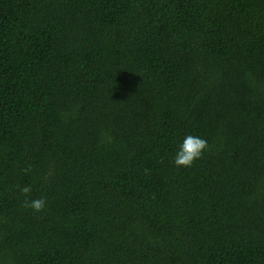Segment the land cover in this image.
Instances as JSON below:
<instances>
[{
    "label": "trees",
    "instance_id": "obj_1",
    "mask_svg": "<svg viewBox=\"0 0 264 264\" xmlns=\"http://www.w3.org/2000/svg\"><path fill=\"white\" fill-rule=\"evenodd\" d=\"M0 264H264V0H0Z\"/></svg>",
    "mask_w": 264,
    "mask_h": 264
},
{
    "label": "clouds",
    "instance_id": "obj_2",
    "mask_svg": "<svg viewBox=\"0 0 264 264\" xmlns=\"http://www.w3.org/2000/svg\"><path fill=\"white\" fill-rule=\"evenodd\" d=\"M208 141L200 135L187 134L177 143L173 163L177 167H191L195 161L200 159L208 149ZM27 171V169H26ZM20 192L25 194V207H29L36 212H40L46 207V197L39 196L29 199L28 194L31 193V185L18 186Z\"/></svg>",
    "mask_w": 264,
    "mask_h": 264
}]
</instances>
